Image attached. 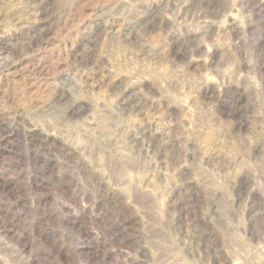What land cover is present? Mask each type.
Masks as SVG:
<instances>
[{"label":"rangeland","instance_id":"rangeland-1","mask_svg":"<svg viewBox=\"0 0 264 264\" xmlns=\"http://www.w3.org/2000/svg\"><path fill=\"white\" fill-rule=\"evenodd\" d=\"M0 264H264V0H0Z\"/></svg>","mask_w":264,"mask_h":264}]
</instances>
